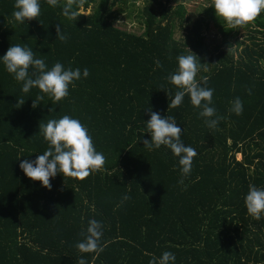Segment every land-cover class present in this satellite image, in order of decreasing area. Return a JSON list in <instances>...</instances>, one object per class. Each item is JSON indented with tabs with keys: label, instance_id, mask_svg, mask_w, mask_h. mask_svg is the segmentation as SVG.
Instances as JSON below:
<instances>
[{
	"label": "trees",
	"instance_id": "trees-1",
	"mask_svg": "<svg viewBox=\"0 0 264 264\" xmlns=\"http://www.w3.org/2000/svg\"><path fill=\"white\" fill-rule=\"evenodd\" d=\"M116 2L131 16L133 0H84L76 21L63 16L65 0L55 7L39 0L41 14L21 24L12 16L15 0H0V58L19 44L48 69L60 62L90 73L53 103L36 88L23 93L0 60V264H149L165 251L175 255L172 264H264V214L254 220L244 203L249 185L264 189V39L257 38L264 11L248 43L234 44L235 29L212 7L190 16L183 2L145 0L135 13L143 31L134 33L114 25ZM179 29L184 35L176 37ZM189 50L205 64L196 79L214 90L210 106L224 117L215 129L187 94L169 108L178 89L166 77ZM37 95L44 100L33 108ZM237 97L240 115L231 111ZM151 112L173 117L182 142L196 150L189 175L166 146H144ZM64 115L88 128L106 164L83 181L58 173L49 190L19 165L47 150L40 123ZM91 219L103 225L98 254L76 247Z\"/></svg>",
	"mask_w": 264,
	"mask_h": 264
},
{
	"label": "clouds",
	"instance_id": "clouds-1",
	"mask_svg": "<svg viewBox=\"0 0 264 264\" xmlns=\"http://www.w3.org/2000/svg\"><path fill=\"white\" fill-rule=\"evenodd\" d=\"M48 3L55 7L58 6L59 0H48ZM83 4L84 0H65L62 7L63 16L68 20L76 21L79 14L75 6ZM207 7L214 8L215 15L229 28L240 29L254 21L264 11V0H210V5ZM14 9L12 16L21 24L26 20L36 19L41 14L39 0H15ZM56 32L57 39L61 42L67 41L68 37L61 31L60 25H57ZM189 52L188 55L177 57V69L166 77L168 83L178 89L169 103V108L178 107L187 94L193 107L200 109L199 117L204 118L205 124L210 129H215L224 117L217 115L215 108L210 106L214 90L201 86L196 79L205 64H202L190 50ZM0 60L16 81L23 82V93H29L31 89L36 88L47 95L53 103H58L68 96L69 86H74V81L80 80L82 75L84 78L90 75L87 68L81 73L79 68L65 69L60 62L48 69L45 61L36 58L31 48L19 44L10 46ZM156 64L161 66L159 61H156ZM206 82L205 80L204 83ZM160 90H164L163 85ZM43 100L44 95H37L32 107L36 108ZM24 103L25 100H18L19 105ZM231 103V111L240 115L243 111L241 99L237 97ZM145 124V132L150 134L151 140H144V146L150 151L166 146L174 156L179 157L182 176L189 175L197 152L193 147L185 146L182 142V129L177 126L175 119L169 116L161 117L159 113L151 112L150 119ZM39 132L48 144L47 150L35 160L25 159L19 165L25 176L32 181H39L43 187L50 190V178L58 173L63 177L83 181L91 174L104 170L106 157L96 150L88 128L79 119L69 115L59 119H49L46 123H40ZM183 182V179L179 181L181 184ZM122 199L126 201L130 197L124 195ZM244 203L247 214L259 221L264 214V189L249 185ZM102 228L103 225L97 220H89L86 230L81 232L83 240L76 244L78 250L82 253L102 252L103 247L100 245ZM174 261L175 255L165 251L159 258L153 256L149 264H172ZM78 264H87V262L81 258Z\"/></svg>",
	"mask_w": 264,
	"mask_h": 264
},
{
	"label": "rangeland",
	"instance_id": "rangeland-1",
	"mask_svg": "<svg viewBox=\"0 0 264 264\" xmlns=\"http://www.w3.org/2000/svg\"><path fill=\"white\" fill-rule=\"evenodd\" d=\"M133 1L135 4H131L132 7L131 16H128V12L126 11V9L123 8V6H121L122 4L118 2L114 4L113 8L115 10L118 11L120 7L122 8L121 12L120 11L118 12L117 19L115 20L114 25L117 28L121 30H125L127 32L141 33V31H143V28L138 25L139 19L136 18L135 13H137L138 9L143 7L145 0H133ZM177 2L178 3L183 2L185 4L187 14L190 16L202 14L204 10L208 8L207 6L210 5V2L208 0H177ZM173 5H175V3ZM89 11H91V8L87 9L85 12L87 13ZM251 25L252 24L249 23L243 28L235 29L230 37V40L234 42V44L236 40L245 41L246 43H248L247 35L251 33L250 31H253L252 30L253 27H251ZM216 28H217V24L211 23L210 31L209 30H208L209 32L207 31L208 33L207 35L212 37L213 34H216ZM183 35H184L183 30L179 29L176 32V37H181ZM257 38H260L259 40H262L264 39V35L258 34ZM239 157L240 155H237V158Z\"/></svg>",
	"mask_w": 264,
	"mask_h": 264
}]
</instances>
